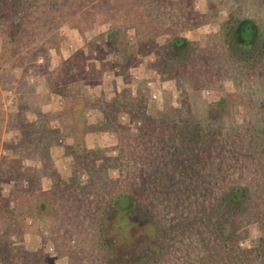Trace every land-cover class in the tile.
<instances>
[{
	"label": "rangeland",
	"instance_id": "1",
	"mask_svg": "<svg viewBox=\"0 0 264 264\" xmlns=\"http://www.w3.org/2000/svg\"><path fill=\"white\" fill-rule=\"evenodd\" d=\"M240 21L256 27L254 39H239ZM113 31L119 53L108 46ZM176 39L190 45L164 59ZM263 47L264 0H0V82L49 73L55 97L40 119L45 142L30 143L42 161L0 150V239L14 245L11 264H112L99 229L104 220L112 227L115 202L130 198L156 218L158 264H202L204 220L218 218L216 204L233 186L251 196L239 247L255 246L264 221V59L251 56ZM104 82L134 86L120 92L130 103L115 119L88 106L116 100ZM80 113L86 150L74 154ZM17 140L0 134L5 147Z\"/></svg>",
	"mask_w": 264,
	"mask_h": 264
},
{
	"label": "trees",
	"instance_id": "2",
	"mask_svg": "<svg viewBox=\"0 0 264 264\" xmlns=\"http://www.w3.org/2000/svg\"><path fill=\"white\" fill-rule=\"evenodd\" d=\"M16 8L11 3V9ZM15 24H19L14 19ZM243 26L247 35H253V25L240 21L235 28L238 35V29ZM251 33V34H250ZM108 46L112 51L119 53L118 32L108 33ZM190 42L186 39L174 40L163 48V58L173 59L178 49L186 48ZM236 54L233 53V57ZM252 59L262 61L264 59V47L259 54H253ZM121 103L118 97L113 102L93 101L88 102V106L99 107L109 118H116L117 113L124 110L130 103ZM135 101V100H134ZM141 99L135 101L134 108H141ZM142 111L141 113H143ZM78 120L73 128V137L75 144L72 147L74 154L80 150H86L87 123L83 114H78ZM149 124H155L153 120H148ZM125 198V197H124ZM251 200L249 190L241 186H233L227 191L221 201L216 205L220 209L218 218L210 221L209 224L204 220V230L201 232V245L206 252V256L201 259L202 264H264V221L260 226V237L255 246L247 249L239 247L238 230L241 227V220L248 208ZM116 214L112 227H106V220L102 221L100 231V243L102 248H109L112 252L114 264H158L163 252V236L159 230L156 218L153 213L145 211L141 206L138 208L136 200L130 198L127 206L120 204V199L115 202ZM206 206L201 208V213H205ZM43 207L39 208V215L43 214ZM193 222H203L198 215L192 217ZM122 248L128 250L121 255ZM14 245L8 238L0 239V264H11L14 256ZM112 263V264H113Z\"/></svg>",
	"mask_w": 264,
	"mask_h": 264
},
{
	"label": "crops",
	"instance_id": "3",
	"mask_svg": "<svg viewBox=\"0 0 264 264\" xmlns=\"http://www.w3.org/2000/svg\"><path fill=\"white\" fill-rule=\"evenodd\" d=\"M73 42L75 50H78L80 48V42L77 40ZM1 53L3 52L0 48V54ZM60 62H62L61 58ZM0 68L1 81L4 73V65H0ZM48 76H50L49 73L35 75L29 74L26 76V80L28 79L27 82H0L2 106L0 108V134H3L4 136L6 134H14L15 136H18V140L14 142L12 146L5 147L4 144L0 145L1 151L2 149L7 150V156L9 157L7 159H12L13 161L14 159L23 158L22 163L24 159L42 161L40 153H35L34 148H30V143H38L39 141L45 142V133L43 132L44 127L41 126V120L50 116L51 104L55 102V97H53L54 92L52 91V93L51 89H49L51 82H48ZM32 78H35V82H31ZM114 83L115 82H108V84H106V82L103 83L105 86V93L114 91L112 92L113 99H117L120 92L127 89V87H134L129 82H117L116 86ZM9 89H14L17 95L16 103L11 107L6 106L5 104L6 91ZM40 91H42V94H40ZM63 100L65 102L64 97ZM19 139L21 140L19 141ZM24 141L25 143H23ZM42 145L44 148L46 147L45 144ZM5 165L6 164H3V160H0V182H2L1 178L4 173ZM10 180L13 181V179ZM5 184L6 183L3 181L0 185L2 187Z\"/></svg>",
	"mask_w": 264,
	"mask_h": 264
},
{
	"label": "built area",
	"instance_id": "4",
	"mask_svg": "<svg viewBox=\"0 0 264 264\" xmlns=\"http://www.w3.org/2000/svg\"><path fill=\"white\" fill-rule=\"evenodd\" d=\"M70 49L71 50L75 49V47H74L73 44H71ZM31 82H35V78H32L31 79ZM158 97L159 96H158V93L157 92H154L152 94V99L153 100H155V101L158 100ZM16 100H17V95H16L15 90L14 89L7 90L6 91V98H5V104H6V106L11 107V106L15 105ZM62 100H63L62 97H59L58 98V101H62ZM123 119L126 120V117H124ZM4 191H7V189H5ZM49 251H50V253H53L54 252V247H50L49 248ZM56 264H60V262H57Z\"/></svg>",
	"mask_w": 264,
	"mask_h": 264
},
{
	"label": "flooded vegetation",
	"instance_id": "5",
	"mask_svg": "<svg viewBox=\"0 0 264 264\" xmlns=\"http://www.w3.org/2000/svg\"><path fill=\"white\" fill-rule=\"evenodd\" d=\"M238 37H239V39H242L243 38V36H244V28H243V26H240L239 27V29H238ZM255 36H256V27L255 26H253V39L255 38Z\"/></svg>",
	"mask_w": 264,
	"mask_h": 264
}]
</instances>
